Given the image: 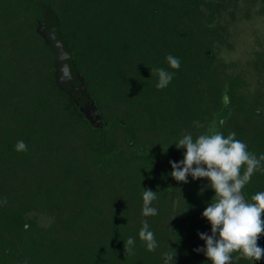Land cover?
Instances as JSON below:
<instances>
[{
	"label": "trees",
	"instance_id": "trees-1",
	"mask_svg": "<svg viewBox=\"0 0 264 264\" xmlns=\"http://www.w3.org/2000/svg\"><path fill=\"white\" fill-rule=\"evenodd\" d=\"M242 1L0 0V264H164L175 250V264H212L194 249L205 247L198 233L211 235L202 212L215 192L207 178L176 181L169 161L185 152L173 143L207 134L212 119L264 154V89L245 98L243 72L218 58L231 48ZM245 1L247 13L264 16V0ZM45 6L107 121L102 128L54 83L52 52L36 32ZM167 54L179 57V70ZM252 66L264 79V51ZM152 68L175 73L166 88H156ZM224 77L232 112L220 124ZM18 140L27 152L14 149ZM144 188L157 192L155 216L142 215ZM242 191L249 202L264 192V173ZM145 220L154 252L138 235ZM129 236L134 255L125 256ZM257 243L264 248V234ZM232 255V264H264Z\"/></svg>",
	"mask_w": 264,
	"mask_h": 264
},
{
	"label": "clouds",
	"instance_id": "clouds-1",
	"mask_svg": "<svg viewBox=\"0 0 264 264\" xmlns=\"http://www.w3.org/2000/svg\"><path fill=\"white\" fill-rule=\"evenodd\" d=\"M165 60L172 69L179 70V57L167 54ZM151 74L158 77L157 89L166 88L175 75L164 68H152ZM196 126L200 127L198 123ZM236 136L235 131L225 136L215 127L210 128L207 134L195 138L191 133L185 134L173 143L177 148L185 149L183 159L179 162L169 161L172 167L170 175L176 181L187 183L189 175L193 180L207 178V187L215 192L211 202L202 212V216L211 224V235L198 233L200 239L205 241V247L194 249L204 252L212 264H232L233 253H239L235 257L236 260L243 258L255 262L264 258V248L257 243L259 237L264 234V192L252 195L249 202L242 191L255 172L264 173V154L257 157V154L250 152L247 144ZM14 149L27 152L28 146L23 140H18ZM200 191L202 193L203 188ZM157 199L156 191L144 188L143 216L158 214V209L152 206V202ZM24 227L27 229L29 226ZM138 235L148 251L154 252L157 249L155 234L150 230L147 220L142 222ZM134 246L135 238L129 236L124 241L125 256L134 255ZM176 254V250L174 253H164V264H175Z\"/></svg>",
	"mask_w": 264,
	"mask_h": 264
},
{
	"label": "water",
	"instance_id": "water-1",
	"mask_svg": "<svg viewBox=\"0 0 264 264\" xmlns=\"http://www.w3.org/2000/svg\"><path fill=\"white\" fill-rule=\"evenodd\" d=\"M36 32L52 52L54 83L58 90L71 97L78 110L91 126L102 128L107 125V121L101 118L95 101L88 92L82 73L75 68L66 39L58 30L57 15L51 7H43V18L36 20ZM221 91L222 103L225 105L228 103V80L226 77L223 78ZM213 120L209 122L206 130L213 125Z\"/></svg>",
	"mask_w": 264,
	"mask_h": 264
},
{
	"label": "rangeland",
	"instance_id": "rangeland-1",
	"mask_svg": "<svg viewBox=\"0 0 264 264\" xmlns=\"http://www.w3.org/2000/svg\"><path fill=\"white\" fill-rule=\"evenodd\" d=\"M250 11L247 13V1L243 0L237 18L229 25L231 48H220L218 58L227 65L228 72L233 69L243 72L247 88L255 93V88L264 89L263 75L257 74L252 66L257 53L264 51V16ZM41 223L46 225L48 221L41 218Z\"/></svg>",
	"mask_w": 264,
	"mask_h": 264
},
{
	"label": "flooded vegetation",
	"instance_id": "flooded-vegetation-1",
	"mask_svg": "<svg viewBox=\"0 0 264 264\" xmlns=\"http://www.w3.org/2000/svg\"><path fill=\"white\" fill-rule=\"evenodd\" d=\"M238 89L242 90L245 93L244 94L245 98H255L259 95L258 91H261V89H259V88H255V90H256L255 93H254V91H252L251 89H248V88H238ZM261 97H262V99H264V93L261 96H258V99H260ZM220 100L222 101V92H221V99ZM229 100H230V98L228 97V103L224 105L225 109H222V111H221V113H219V115L217 114L216 120L220 124H223L225 122L226 118H228L229 113L232 112V111H230V104H229L230 101ZM260 113L261 112L259 111L258 114H260ZM221 121H223V123H221ZM259 122L261 123V120H259Z\"/></svg>",
	"mask_w": 264,
	"mask_h": 264
}]
</instances>
